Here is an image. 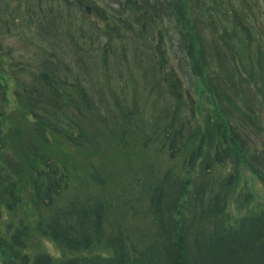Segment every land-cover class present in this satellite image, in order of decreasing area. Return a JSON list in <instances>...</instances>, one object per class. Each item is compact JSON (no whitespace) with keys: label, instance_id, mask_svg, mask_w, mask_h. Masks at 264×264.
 Segmentation results:
<instances>
[{"label":"trees","instance_id":"obj_1","mask_svg":"<svg viewBox=\"0 0 264 264\" xmlns=\"http://www.w3.org/2000/svg\"><path fill=\"white\" fill-rule=\"evenodd\" d=\"M251 6L0 0V264H264V203L242 175L264 185V34ZM94 123L124 151L126 129L140 131L171 169L150 165L111 196L90 163L99 191L80 193L74 161ZM140 213L144 229L131 222Z\"/></svg>","mask_w":264,"mask_h":264},{"label":"rangeland","instance_id":"obj_2","mask_svg":"<svg viewBox=\"0 0 264 264\" xmlns=\"http://www.w3.org/2000/svg\"><path fill=\"white\" fill-rule=\"evenodd\" d=\"M251 1L252 3L256 2L258 9L260 10V15H258L256 13L259 11L257 8L254 6L249 8L250 13L253 14V26L263 30L264 34V0ZM242 8L246 12L243 5ZM169 27V25L164 26L165 29H169ZM17 42L18 41L16 40L12 41L13 46L16 45ZM25 80H28V78L25 77ZM199 90L207 104H211L210 99H206L207 95L202 84L199 85ZM153 109L155 111L156 107H153ZM139 133L140 131L135 133L132 128L126 129V136L129 140L133 141L134 145L130 151H124L119 138L110 135L103 128V126L98 124L96 125V123H94V126L91 129L92 141L90 146L83 151L82 163L74 161L76 166L72 175L74 178V180L72 179V183L76 184L79 182V192L86 194L88 189L99 191V188L94 187L89 180L90 171L88 170V166H90V163L91 165L95 164L98 168H100L102 171L101 174L107 178V189L109 190V194L111 196H113V194L116 196L119 191L125 187L126 182L130 179H134L138 175L145 174L150 165H154V168L156 169L155 171H157L155 174H162L166 170L171 169L173 163L166 160L165 157H157L156 153L158 145L153 143L149 147L145 148L140 142ZM14 156L13 159H19L17 153H15ZM71 160H74V158L71 157ZM147 174L148 173H146V175ZM243 174L244 178H246L245 182L247 183L248 189L253 195L254 202L258 204L264 203V185H262L259 179L246 168L243 169L242 175ZM86 184L88 186H86ZM243 186L244 184L241 179L240 187ZM140 215L143 214L140 213L136 216V218L131 219V222L136 229H144L150 225V221L147 219V216ZM40 248L41 250L43 249L46 251L47 254L53 258H58L62 255L60 250L51 241H47L46 239L41 240ZM93 253L105 254L102 250H95Z\"/></svg>","mask_w":264,"mask_h":264}]
</instances>
